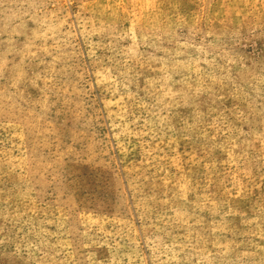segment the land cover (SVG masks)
Wrapping results in <instances>:
<instances>
[{
  "label": "rangeland",
  "instance_id": "rangeland-1",
  "mask_svg": "<svg viewBox=\"0 0 264 264\" xmlns=\"http://www.w3.org/2000/svg\"><path fill=\"white\" fill-rule=\"evenodd\" d=\"M0 264H264V0H0Z\"/></svg>",
  "mask_w": 264,
  "mask_h": 264
}]
</instances>
